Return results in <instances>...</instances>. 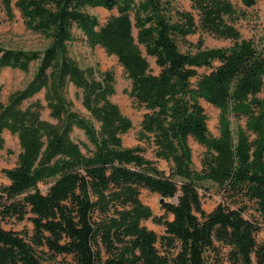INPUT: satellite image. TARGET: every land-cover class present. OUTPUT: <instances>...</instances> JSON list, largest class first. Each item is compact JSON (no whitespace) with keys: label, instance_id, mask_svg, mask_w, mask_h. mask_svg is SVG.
Masks as SVG:
<instances>
[{"label":"trees","instance_id":"trees-1","mask_svg":"<svg viewBox=\"0 0 264 264\" xmlns=\"http://www.w3.org/2000/svg\"><path fill=\"white\" fill-rule=\"evenodd\" d=\"M255 2L190 0L182 9L171 0H0L7 19L16 8L25 28L47 39L41 49L0 45V69L27 73L33 65L22 86L0 97V148L3 129L18 141L13 165L2 168L0 264H53L55 254L68 257L56 264H222L221 247L228 264H264L259 224L241 213L251 202L264 221V32L244 37L239 30ZM95 6L115 12L100 23L87 10ZM74 29L122 67L127 95L145 109L136 138L167 170L139 144H122L131 120L109 98L111 73L81 67L69 54ZM194 32L193 49L181 50ZM204 33L229 43L203 45ZM69 84L98 128L71 108ZM40 90L44 104L31 98ZM199 99L218 109L216 134ZM43 105L54 121L40 116ZM231 118L242 122L231 128ZM74 126L86 141L70 136ZM189 137L203 147L199 168ZM40 181L48 182L43 192ZM208 182L220 200L205 211L200 190ZM142 187L176 196L161 202L170 218L152 214L139 198ZM8 218H27L31 230L4 228ZM147 218L163 232L147 228Z\"/></svg>","mask_w":264,"mask_h":264},{"label":"rangeland","instance_id":"rangeland-1","mask_svg":"<svg viewBox=\"0 0 264 264\" xmlns=\"http://www.w3.org/2000/svg\"><path fill=\"white\" fill-rule=\"evenodd\" d=\"M172 3L178 8L190 9V0H171ZM233 2H238V0H232ZM87 10L94 13L101 23L105 18L114 10H107L102 7H88ZM250 21H243L239 26V30L244 37H249L250 35L256 33L260 35L264 32V0H256L255 4L249 10ZM135 29L133 28V33ZM74 38L67 42L68 52L75 59L79 66L84 67L91 65L98 72L108 71L112 76V84L114 91L109 95V98L115 102L120 111L128 116L131 120V126L129 129L121 135L122 144L126 146H133L139 144L142 147V153L146 157H153L152 146L146 143L144 140H139L136 138V133L139 128V121L142 113L145 111L143 107H137L133 104L130 97L127 95L126 90L129 85V79L126 78L122 67L117 63L115 57L112 54H107L104 49L99 45L89 46L85 43L81 33L74 29ZM199 32H194L186 35L189 44L179 42V48L183 51L192 50L193 44L196 43ZM203 45L213 46V45H227L229 43L228 39L214 37L210 34H202ZM47 43V39L37 32L30 31L25 28L22 18L16 8H13V17L7 19L5 14L0 12V45L5 47H15L23 49H41ZM149 66L152 72L158 71V66L154 63L151 56H147ZM33 65L30 67L29 71H32ZM202 68H199L201 70ZM31 72L25 74L15 68H5L0 70V86L2 93V100H5V96L12 90L19 88L22 84L30 77ZM29 76V77H28ZM193 78H191L192 80ZM264 82V75H263ZM66 97L70 101L71 108L78 112L79 114L87 117L94 125L98 128V121L93 119L88 111L82 106L79 99V91L77 88L69 85L66 88ZM259 96H264V83L263 87L258 93ZM200 104L206 114V126L211 134L217 133L216 128V116L218 109L212 104L206 102L203 99H199ZM26 102H23L24 106ZM40 116L44 119L54 121L48 115V109L45 105L40 109ZM237 122H242V119L231 118V128L235 126ZM70 136L74 140L86 141L82 130L77 127H72L70 131ZM3 137V147L0 148V184L6 183V178L2 173V168L13 165L15 160V154L18 150V141L15 134H11L5 131ZM188 145L191 150V161L194 168L200 167V154L203 147L196 143L192 138H188ZM9 150V151H8ZM156 165L160 168L167 170L168 163L163 159H154ZM206 191L200 190V201L201 207L208 211L220 200L219 193L215 190L214 185L211 183H206ZM48 186L47 181H40L37 183V188L43 192ZM139 198L143 203L148 205L151 209L153 215H165L168 218L171 214L165 213L161 207V202L175 201L176 196L164 197L163 201H159V195L155 192L149 191L146 188H140ZM247 208H245L241 213L245 218H249L258 222L259 228L255 233V238L257 241L264 240V221L259 219L257 212L253 209L251 202H247ZM147 228L154 230L157 234L163 232V226L161 224L155 223L150 218L143 219L141 221ZM2 226L4 228L12 229L15 231L31 230V223L27 218L21 220H15L13 218H8L2 220ZM68 258L63 254H55L54 259L51 263H60L63 259ZM219 258L222 264H228L225 259L223 247L220 248Z\"/></svg>","mask_w":264,"mask_h":264},{"label":"crops","instance_id":"crops-1","mask_svg":"<svg viewBox=\"0 0 264 264\" xmlns=\"http://www.w3.org/2000/svg\"><path fill=\"white\" fill-rule=\"evenodd\" d=\"M96 7V6H95ZM100 7V6H99ZM103 8V7H102ZM105 9V8H104ZM111 11V10H110ZM0 12H2L3 13V11H1L0 10ZM115 12V11H114ZM114 12H111V13H114ZM5 68H8V67H2L1 69H5ZM10 68V67H9ZM0 69V70H1ZM15 69H17V68H15ZM17 70H19V69H17ZM19 71H21V70H19ZM22 72V71H21ZM29 72H32V71H28L27 73H25V74H28ZM24 73V72H23ZM30 76V75H29ZM28 76V77H29ZM23 85V84H22ZM69 85H71V84H69ZM68 85V86H69ZM71 86H73V85H71ZM74 87V86H73ZM0 97H2V93H1V89H0ZM6 97V96H5ZM32 99H34V98H38V99H40V101H41V103L42 104H44L45 103V101H44V99H43V91L42 90H40V91H38V92H36L32 97H31ZM2 99V98H1ZM5 131H7L6 129H3L2 130V132H1V134H2V136H4V133H5ZM148 158H150V157H148ZM152 159H160V158H156V157H151ZM6 182H7V179H6Z\"/></svg>","mask_w":264,"mask_h":264},{"label":"water","instance_id":"water-1","mask_svg":"<svg viewBox=\"0 0 264 264\" xmlns=\"http://www.w3.org/2000/svg\"><path fill=\"white\" fill-rule=\"evenodd\" d=\"M159 201H160V202L163 201V198H162V197H159Z\"/></svg>","mask_w":264,"mask_h":264}]
</instances>
